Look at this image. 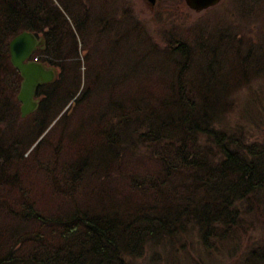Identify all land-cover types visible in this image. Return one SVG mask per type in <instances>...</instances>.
<instances>
[{
  "label": "trees",
  "instance_id": "trees-1",
  "mask_svg": "<svg viewBox=\"0 0 264 264\" xmlns=\"http://www.w3.org/2000/svg\"><path fill=\"white\" fill-rule=\"evenodd\" d=\"M66 1L84 10L81 0ZM49 2L0 0V264H135L158 252L176 254L164 264H205L230 246L240 255L249 218L264 211V137L244 128L261 123L264 94L247 107L235 100L256 82L264 87V50L242 45L241 29L264 0H228L220 15L160 38L132 9L120 29L117 13L99 5L104 13L91 31L88 12L87 32L104 38L107 52L117 43L113 74L111 56L93 74L87 53L81 72L75 33ZM224 21L243 22L231 30ZM24 30H47L36 54L60 67L38 88V109L21 119L8 43ZM246 249L243 264H264V250Z\"/></svg>",
  "mask_w": 264,
  "mask_h": 264
},
{
  "label": "rangeland",
  "instance_id": "rangeland-1",
  "mask_svg": "<svg viewBox=\"0 0 264 264\" xmlns=\"http://www.w3.org/2000/svg\"><path fill=\"white\" fill-rule=\"evenodd\" d=\"M51 2V9L54 8V5L58 6L59 0H52ZM62 1V0H61ZM68 10L70 13H74L76 19L80 22L79 28L81 27V31H83V34H81L77 37V48L80 56V61H81V72L84 70V62L83 59L81 58L82 55L85 53L89 54V67L93 69V74L95 73L94 66L98 64V61L100 59H104V57L111 56V60L114 61L115 64H113V68H111L110 71L106 73H115L117 72L118 69V52H117V43L111 44L110 45V52H107V44L105 43L104 38H97L96 36H92L87 32V24H88V12H89V25L88 28L92 31L97 27V20L98 16L101 18V14L104 13L98 6L99 5H106L107 9H110L108 12V16L113 15V12L117 13V17L115 20H118V22L115 23V25L119 26V22H121V18L123 15H127V10L128 8L132 9V17L133 19L140 20L141 25H143L147 32L149 34H152L156 36L157 38H160L163 33L168 30L170 27H172L173 30L175 31H180L181 29L184 30H189L191 29L196 22H202L208 19V17H211L212 15H220L221 14V6H224L228 0H224L221 4L210 8L208 10L202 11V12H195L188 7H186L185 3L183 0H155L154 3L151 0H81V2L84 3V10L81 11L80 14H77L74 9V1L71 3L67 2L64 0ZM108 11V10H107ZM106 11V12H107ZM63 14L67 19L70 21L69 14L63 11ZM238 19L245 20L242 16H239L235 14ZM64 16H62L64 18ZM251 20L250 21V26L247 28L245 27L242 28L241 30L244 32L242 36V42L246 43L247 40H249L250 43H253L251 46L252 50L258 49V46L261 44L262 45V50H264V12L260 11L259 12H252L250 15ZM113 21V20H112ZM111 21V23H112ZM135 21V20H134ZM171 21H174L175 24H171ZM242 21V22H243ZM242 22L238 21L235 22L237 23V26L241 25ZM225 24H228L226 21H224ZM220 22L216 23H210V22H203L201 23V27L207 28V29H213L219 25ZM123 24L119 26L121 27ZM130 26V25H129ZM221 27V24L219 25ZM229 29L234 30L235 27H232L231 25L228 24ZM241 27V26H240ZM72 29H74V24H72ZM98 29H99V24H98ZM81 39L83 40L84 44L82 43ZM109 40H114V36L111 35L108 37ZM92 40H95L93 42ZM83 44V46H81ZM244 50L247 49L246 46H243ZM83 49V50H81ZM125 49L122 48L119 50V53L121 50ZM120 59V58H119ZM68 66H71V63L68 64ZM98 66V65H97ZM96 66V67H97ZM60 67V66H58ZM92 73V72H91ZM106 74L104 73V76ZM262 90V91H261ZM262 93H261V92ZM258 94L259 93V98H261V94H264V87H263V82H256L254 83L247 91L243 90L239 92L236 96V101L239 102V104L242 107H247L250 103V99L253 100L254 96L253 94ZM264 98V95L263 97ZM261 98V99H262ZM251 104V103H250ZM70 102L68 106L63 108L61 112L58 114L57 120L65 114L70 108ZM252 108V107H251ZM241 111H238L234 113V118H238L239 121H241L243 118L240 116ZM55 118V119H56ZM78 118L72 119V122L74 123L77 121ZM262 119V121H261ZM56 120V121H57ZM54 122V124L56 123ZM256 121H261L259 125H254V126H244V128L249 129L250 135L252 138H263L264 137V117H261V113L259 116V119ZM53 124V125H54ZM53 125L50 127V129L53 127ZM258 126V127H255ZM49 129V130H50ZM48 132V131H47ZM46 132V133H47ZM262 199H264V194L261 196ZM251 211L254 212L253 208H251ZM262 211V210H261ZM256 212V211H255ZM257 213V212H256ZM251 219V230L247 231L244 235L241 237V242L239 243V246L236 249V252L239 251L241 254L240 255H233L230 256V251H232V247L230 246L229 249L224 248L222 249L223 251V256L221 257L222 259L217 260L216 257H219L218 254L214 253L207 257L208 260L206 261L205 264H234V262L237 259H241V261L238 264H243V261L248 260V254H247V249L246 246L251 248V253H257L256 250L263 251L264 250V211L263 215H257L255 214ZM251 245V246H250ZM235 252V253H236ZM245 253V255H244ZM168 256H165L162 252H158L157 256L153 255L157 258V261L151 260V256L149 253H146L141 259L137 260L135 264H164L167 258H171L172 256L176 255L171 252H166L165 253ZM181 256V255H179ZM203 257V256H202ZM244 257V260L242 261ZM210 258V259H209ZM179 260L181 258H178ZM201 259V258H200ZM163 260L164 262H159ZM210 261V262H209Z\"/></svg>",
  "mask_w": 264,
  "mask_h": 264
},
{
  "label": "water",
  "instance_id": "water-1",
  "mask_svg": "<svg viewBox=\"0 0 264 264\" xmlns=\"http://www.w3.org/2000/svg\"><path fill=\"white\" fill-rule=\"evenodd\" d=\"M153 3L155 0H151ZM222 0H184L185 5L195 12H200L220 3ZM32 35L23 32L9 43L10 62L18 70L22 79L16 101L20 103V117L25 118L37 110L39 100L35 98L39 86L52 83L57 71L40 63L29 61L33 48Z\"/></svg>",
  "mask_w": 264,
  "mask_h": 264
}]
</instances>
